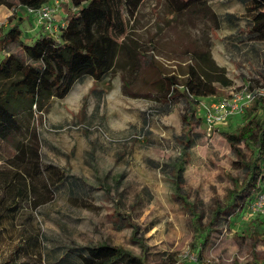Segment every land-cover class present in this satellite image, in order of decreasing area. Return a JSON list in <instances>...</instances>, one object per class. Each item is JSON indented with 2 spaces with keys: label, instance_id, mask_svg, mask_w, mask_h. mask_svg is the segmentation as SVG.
<instances>
[{
  "label": "rangeland",
  "instance_id": "obj_1",
  "mask_svg": "<svg viewBox=\"0 0 264 264\" xmlns=\"http://www.w3.org/2000/svg\"><path fill=\"white\" fill-rule=\"evenodd\" d=\"M62 9L54 15V34ZM121 15L126 37L118 39L123 45L103 80L84 78L63 98L42 97L36 106L12 100L20 131L0 143V170L22 145L26 158L34 149L43 166L67 178L34 207L45 195L41 185L35 196L18 194L19 184L12 179L9 187L0 175V262L13 256L19 263L56 264L65 248L108 244L148 264H264V218L245 215L248 199L237 212L218 216L206 241L191 217L204 215L207 226L240 186L242 172L233 167L240 158L223 134H237L261 112L250 114L251 104L211 132L203 122L192 124L196 141L187 148L183 102L168 109L154 84L163 76L183 82L187 67L199 64L212 86V96L196 106L202 118V104L264 74V42L247 38L245 11L236 0H210L207 11L181 14L171 13L163 0H143L134 18L123 7ZM21 28L25 34L27 24ZM203 52L208 60L199 59ZM4 56L0 52V61ZM9 83L0 80V90ZM240 149L245 159L253 158L251 147Z\"/></svg>",
  "mask_w": 264,
  "mask_h": 264
},
{
  "label": "trees",
  "instance_id": "obj_2",
  "mask_svg": "<svg viewBox=\"0 0 264 264\" xmlns=\"http://www.w3.org/2000/svg\"><path fill=\"white\" fill-rule=\"evenodd\" d=\"M49 1L0 0V7L8 10L22 7L40 8ZM66 1L61 4L65 14V25L59 28L57 34L41 33L31 39V44L23 42L21 40L24 39L21 28L23 19L18 18L15 12L8 17L5 31L0 33V52L5 54L0 61V80L10 81L5 89L0 90V143L7 142L20 131L12 100L21 98L28 100L30 106H36L42 97L63 98L74 83L84 78H90L94 82L103 80L114 67L119 49L123 45L118 39L126 37L121 8L123 7L128 18L132 19L143 2V0ZM163 1L171 13L181 14L193 8L207 11L210 0ZM236 1L245 11L247 38L264 42V0ZM226 17L232 18L230 15ZM11 45L15 46L14 50L9 49ZM200 55H202L199 58L201 60L209 59L208 52ZM212 64L222 76L223 70L216 67L214 62ZM262 79L264 80V74H260L251 82L254 85H264ZM218 82L225 87L229 85L223 76ZM154 84L160 85L156 98L168 109L177 102H183L182 123L184 127L189 125L190 128L184 136L185 141L182 142L185 147L191 148L196 141L194 138L196 135L191 134L192 124L199 126L202 123L196 106L200 99L212 96V86L205 80L203 70L199 64H190L183 82H180L176 76H163L156 77ZM256 112H261L262 116H253L242 125L237 134H223L232 152L240 158L233 162V167L239 169L243 175L241 182H236L240 186H236V191L231 192L230 200L225 207L216 210V214L207 226H202L204 215L191 214L192 223L196 229L202 231L200 233L205 241L218 216L237 212L236 210L248 199V208L245 211L247 216L251 201L260 191L259 179L264 170V99L256 100L251 106L249 113ZM241 144L252 148V159H245L242 155ZM24 151L25 147L20 145L16 154L5 158V168L0 170V175L8 181L7 186L11 184L9 182H12V179L19 184L16 190L18 194L27 192L28 195L35 196L39 193L41 185L45 195L37 204L34 202V207L40 206L51 197L67 176H62L49 165L43 166L34 149L29 148L28 158ZM55 178H60L56 184H54ZM182 179L183 176L179 172L175 176L177 184H181ZM177 188L180 190L181 186L177 185ZM55 263L148 264L143 257L108 244L65 248ZM0 264L27 263L16 262L11 256Z\"/></svg>",
  "mask_w": 264,
  "mask_h": 264
},
{
  "label": "built area",
  "instance_id": "obj_3",
  "mask_svg": "<svg viewBox=\"0 0 264 264\" xmlns=\"http://www.w3.org/2000/svg\"><path fill=\"white\" fill-rule=\"evenodd\" d=\"M65 1L50 0L40 8H22L28 15L34 17L37 26L44 28L47 33L53 34L57 28L53 23L54 15ZM3 25L0 22V29ZM259 99H264V85H254L251 81L246 82L240 89L232 91L228 96L202 104V122L206 130L211 132V129L216 125L223 123L229 118L243 114L251 104ZM259 184L260 191L249 205L248 217L257 216L264 218V170L260 176Z\"/></svg>",
  "mask_w": 264,
  "mask_h": 264
},
{
  "label": "crops",
  "instance_id": "obj_4",
  "mask_svg": "<svg viewBox=\"0 0 264 264\" xmlns=\"http://www.w3.org/2000/svg\"><path fill=\"white\" fill-rule=\"evenodd\" d=\"M3 8H5V7H0V19H4V21H1L4 24L1 29H3V28L5 29L7 27V19H8V17L12 16L13 12H15V14H16V16L18 18H22L23 19L22 26L27 24L28 29H27V31L24 34V40L26 42L27 41H31V39L33 37L37 36L38 34L47 33L44 28L39 27V26L36 25L34 17H32L31 15H28L23 8H17L15 10H8L7 8H5L7 10L6 12L3 10ZM62 8L63 7L60 6L58 8L59 9L58 11H60ZM62 11L64 12V9H62ZM62 19L63 20H62V23H60L61 25L59 26V28L65 25V20H64L65 19V14L63 15ZM54 25L56 27L58 25V23L54 24ZM54 32H56V31H54ZM54 32H53L52 35H54ZM57 33H58V31H57ZM255 58H257V57H255Z\"/></svg>",
  "mask_w": 264,
  "mask_h": 264
}]
</instances>
